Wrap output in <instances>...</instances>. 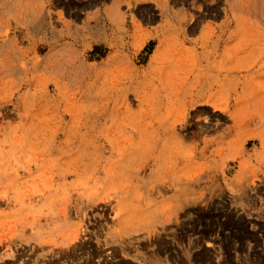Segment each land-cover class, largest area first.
Returning <instances> with one entry per match:
<instances>
[{
	"label": "rangeland",
	"instance_id": "rangeland-1",
	"mask_svg": "<svg viewBox=\"0 0 264 264\" xmlns=\"http://www.w3.org/2000/svg\"><path fill=\"white\" fill-rule=\"evenodd\" d=\"M102 1L0 0V264H264V0Z\"/></svg>",
	"mask_w": 264,
	"mask_h": 264
},
{
	"label": "crops",
	"instance_id": "crops-1",
	"mask_svg": "<svg viewBox=\"0 0 264 264\" xmlns=\"http://www.w3.org/2000/svg\"><path fill=\"white\" fill-rule=\"evenodd\" d=\"M112 1V0H111ZM106 2V3H104V1H102L103 3H102V5L101 6H99V7H94L93 9H92V12H96V10L97 9H99V12L101 11V13H103V14H114L115 13V11H116V8L117 7H115L116 5H117V3L119 4V3H121L122 2V0H115V4L114 3H112V2ZM148 1H150V0H132V4L134 5V4H136V5H138V4H143L144 2H148ZM127 14H129V13H127ZM129 21H131V17L130 16H128V18H127ZM131 24V23H130ZM133 24V23H132ZM133 27H134V24L132 25Z\"/></svg>",
	"mask_w": 264,
	"mask_h": 264
},
{
	"label": "trees",
	"instance_id": "trees-1",
	"mask_svg": "<svg viewBox=\"0 0 264 264\" xmlns=\"http://www.w3.org/2000/svg\"><path fill=\"white\" fill-rule=\"evenodd\" d=\"M101 48L99 46H96L94 50L92 51V54L100 53Z\"/></svg>",
	"mask_w": 264,
	"mask_h": 264
}]
</instances>
